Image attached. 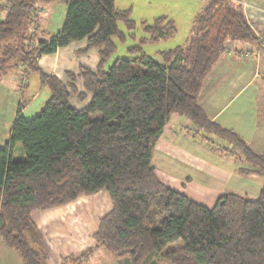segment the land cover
I'll return each instance as SVG.
<instances>
[{"label": "trees", "instance_id": "1", "mask_svg": "<svg viewBox=\"0 0 264 264\" xmlns=\"http://www.w3.org/2000/svg\"><path fill=\"white\" fill-rule=\"evenodd\" d=\"M55 1L66 5L61 30L49 37L29 31L44 6ZM6 4L0 17V81L20 73L24 96L28 75L36 73L50 92L31 118L19 102L0 147V240L22 264H48L34 210L101 190H107L112 207L99 220L94 249L102 248L119 264H264V154L234 129L211 121L199 102L203 81L228 42L261 45L242 0H204L186 42L158 51L161 61L143 46L177 34L168 14L136 21L132 8L121 9L116 0H3L0 10ZM138 28L145 34L138 36ZM128 37L137 41L128 46L133 57H117L109 65L115 39ZM84 38L82 51L98 53L95 69L82 66L64 78L44 72L41 55ZM72 96L85 104L75 107ZM173 114L234 146L235 159L245 164L238 171L262 178L258 195L227 192L207 206L164 182L153 153ZM94 249L75 259H87Z\"/></svg>", "mask_w": 264, "mask_h": 264}, {"label": "crops", "instance_id": "2", "mask_svg": "<svg viewBox=\"0 0 264 264\" xmlns=\"http://www.w3.org/2000/svg\"><path fill=\"white\" fill-rule=\"evenodd\" d=\"M2 1L0 0V3ZM146 1L150 3L149 0ZM179 1L184 2V0ZM203 1L190 0V2L195 3L196 7L193 13L198 11ZM181 5L177 9V13L181 9L189 8V4L185 7H181ZM242 5L246 17L253 26L256 34L264 35V0H242ZM195 7L192 9H195ZM65 13L66 5L60 1L46 4L43 10L38 13V27L34 28L33 31L42 37H49L55 34L62 28ZM164 14H168L169 16L173 15L172 12H166ZM171 17L176 20L177 25L180 19H185L184 16L176 14V11L175 17ZM188 19L189 16H187L186 20ZM86 44L87 40L84 38L73 41L66 46L59 47L54 53L43 54L38 58L39 65L45 73L55 74L63 78L65 77L66 71L77 73L82 66L93 70L99 62V56L95 49L82 51L86 47ZM227 47L226 52L216 62L203 81L199 95L200 105L211 121H216L227 128L234 129L255 151L264 154V48L262 49L258 42L249 43L237 40L228 42ZM247 47H250L251 51L248 56H245L243 52L246 51ZM19 74H10L7 77L9 79L8 82L5 79L0 81V147L4 145L10 136L12 121L16 114L15 106H18L20 102L21 97L17 91L19 90ZM11 75L13 79L10 78ZM38 80L40 82V79ZM26 84L27 88L25 87V91L30 85L28 79H26ZM40 86H42V88L40 87L41 89L45 90V85L41 84ZM77 86L79 90H84L81 82H78ZM37 94L39 93L37 92L35 95ZM89 97L90 95H88V99ZM8 101L11 102L10 110L12 112L7 119L6 104ZM71 103L78 108H81L85 104L77 96L71 97ZM24 110H26L25 107L23 108ZM178 116L185 119L183 122H186V120L190 121L186 117ZM179 117L173 119L171 122L170 118L159 138V143H161L159 151L163 155L160 162L163 164L171 163L172 160L177 159L178 155H174L176 151L173 148L175 144L173 142L185 135L179 129L178 125L183 123L179 121ZM190 128L193 130L196 128L201 134V139L209 138V134L205 136L203 134L204 131L199 129L193 122ZM182 144L178 143L176 146H182ZM195 146L198 148L197 150L203 151L205 153L204 155H210L211 160L204 158V155H198L192 152L193 157L197 159L192 169L196 171H204V168L217 170L220 173V179L222 181H228L233 178L235 171H231V168L229 171L223 164L216 165L215 161L218 156L212 150L204 148L201 143H196ZM224 147L228 150L231 147L234 148L232 145L229 147L224 145ZM179 149L187 155H185L186 157L191 155L186 149ZM232 150H234V153L236 152L235 148ZM232 162L229 163V161H226L225 163L232 166ZM234 162H238L235 156ZM166 168L164 166V172ZM234 168L239 172L237 167ZM161 176L164 182L175 188L170 183L168 175L161 174ZM261 180L259 181L260 185H262ZM246 187L245 184L241 194L246 195L248 193ZM236 191L240 192V190ZM79 198L82 197L80 196ZM79 198L58 207L37 209L32 213L43 236L48 264H119L113 255L102 248L94 249L96 241L93 234L97 230L100 218L111 209L112 202L110 201L111 206L110 203L107 204L106 207L109 205L107 211L102 210V214H95L92 211L87 212L85 208H83V211L79 208L76 209V202ZM90 248L94 250L87 259H75V257ZM70 257L74 259L71 261L68 259L65 260ZM0 264H22L17 252L2 240H0Z\"/></svg>", "mask_w": 264, "mask_h": 264}, {"label": "rangeland", "instance_id": "3", "mask_svg": "<svg viewBox=\"0 0 264 264\" xmlns=\"http://www.w3.org/2000/svg\"><path fill=\"white\" fill-rule=\"evenodd\" d=\"M150 3H148L146 0H116V5L121 9L126 8H132V18L136 21H139L141 19H147L151 21L154 17L164 14L166 12L170 13L172 12L175 17V11L176 14H180L185 17V19H180V22L178 23V32L177 34L167 40H162L155 43H149L145 44L143 46L145 52L151 54L156 58L158 61H161L160 55L157 54L158 51L170 49L177 45L184 44L187 40V36L189 35L191 26H192V18L194 17L195 13H193V10H196L195 3L190 2V0H184V2H181L179 0H149ZM2 3V2H1ZM182 4V5H181ZM189 4V8L181 9L179 13H177V9L179 5L181 7H185ZM195 9H192L194 8ZM192 9L191 11H189ZM44 11L47 12V10L44 9ZM194 14V15H193ZM187 16H189V19L186 20ZM179 17V15H178ZM180 18V17H179ZM36 23H32L29 26V31H32V28H37ZM121 29L126 31L124 23H120ZM145 33L138 28L137 35H144ZM117 43V49L110 58L108 64L110 65L113 60L117 57H127L131 58L133 55L128 50V46L135 44L137 41L134 38L128 37L125 41L117 40L115 39ZM157 51V52H156ZM15 74V73H14ZM8 77V76H7ZM5 78V81L8 82V78ZM10 78L13 79V76L11 75ZM30 81V85L28 86V89L24 92V96H22V93L18 91L20 98V101L24 103V107L26 110L23 111L26 118L33 117L36 113L39 112V110L42 108L46 100L49 98V90L46 86H44V89H41L42 86L39 82L38 74L31 73L28 75L27 78ZM41 87V88H40ZM249 91V90H248ZM39 93L35 95L36 93ZM74 100V99H73ZM75 101V100H74ZM7 119L10 116V113L12 112L11 109V102L8 101L7 104ZM17 108V105L15 106V110ZM179 116L177 114H173L171 117L170 122L173 119L178 118ZM185 120L184 118L179 117V121L183 122ZM190 121L186 120V122H183L182 124H179V129L185 135L183 137H179V140L173 142L175 143L173 145V148L175 149L176 153L174 155H178L177 159L174 157V161L172 160L171 163L163 164L160 162V159L163 157L161 155L159 148L161 143H156L154 153H153V163L156 164V170L160 177L161 174L168 175V179L170 180V183L175 186V189L181 190L182 192L189 195L191 198L195 199L198 202H201L207 206H212L219 195L227 192H234L241 194V191L244 190V185L246 184V190L248 193L244 195L248 198H255L258 195L259 189L261 187L259 181L262 179L261 177L257 176L256 174L251 175H243L240 172H237V170L234 167H241L245 165L244 163L234 162V148H230L226 151L224 149V145H227V147L230 146V143L227 140H224L215 134L208 133V131L203 130V134L207 136L209 134V138L201 139V134L199 131L194 128V130L191 127ZM175 130V129H174ZM171 137V136H170ZM178 143H183L182 146H176ZM196 143H201V145L204 148L212 150L218 157L216 159V165L223 164L229 171L231 168V171H235L234 176L231 180H224L222 181L220 179V173L217 170H212L210 168H204V171H196L195 169H192L193 166H195L196 158L193 157L194 154L198 155H204L205 153L201 150H197L198 148L195 146ZM179 148L186 149L191 155H187L180 151ZM221 152H220V151ZM193 152V153H192ZM228 152V153H227ZM181 155V156H180ZM186 155V156H185ZM204 158H208L211 160L210 155H204ZM221 157V158H220ZM226 161H231L232 166H229ZM164 166H166V170L164 172ZM162 172V173H161ZM259 179V180H258ZM164 180V179H163ZM262 181V180H261ZM238 183V184H237ZM257 185V186H256ZM240 188V189H239ZM240 190V192L236 191ZM82 198H79V197ZM76 202V209H80L83 211L85 210L87 212L92 211V213L95 214H102V210L107 211L109 208L107 204L110 203L111 206V200L109 198V194L107 190H101L95 195H80ZM106 208V209H105ZM104 211V212H105Z\"/></svg>", "mask_w": 264, "mask_h": 264}, {"label": "built area", "instance_id": "4", "mask_svg": "<svg viewBox=\"0 0 264 264\" xmlns=\"http://www.w3.org/2000/svg\"><path fill=\"white\" fill-rule=\"evenodd\" d=\"M7 10H8V4H6L4 9L1 11V13H0L1 16L0 17H4L6 12H7ZM257 36L259 37V39L261 41V46L264 47V35L258 34ZM250 51H251V48L247 47L246 51H244L243 53H244L245 56H248Z\"/></svg>", "mask_w": 264, "mask_h": 264}]
</instances>
